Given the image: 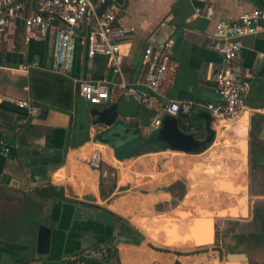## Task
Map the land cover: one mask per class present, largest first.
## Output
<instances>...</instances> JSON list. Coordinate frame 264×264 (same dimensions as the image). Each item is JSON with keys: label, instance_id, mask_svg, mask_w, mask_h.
<instances>
[{"label": "crops", "instance_id": "1", "mask_svg": "<svg viewBox=\"0 0 264 264\" xmlns=\"http://www.w3.org/2000/svg\"><path fill=\"white\" fill-rule=\"evenodd\" d=\"M39 1L22 0L26 16L36 12ZM107 4L116 9L117 26L135 29L124 41L120 72L106 57L86 55L81 41L92 19H86L78 29L76 61L66 77L50 70L59 22L46 37H33L29 41L22 21H12L6 29L0 47V96L34 100L42 111L38 116H29L14 104L0 102V141L9 149L6 153L0 148V264H79L83 261L86 264H211L210 259L206 260L211 254H215L217 264H224L220 247L179 249L156 243L139 226L137 218L156 215L157 203L172 208V203L180 202L188 191V181L181 176L170 178L166 170L160 169L158 157L204 158L218 145L223 127L233 124L218 123L212 118L210 121L205 109L207 103L220 101L214 74L221 68L223 57L214 48L216 24L234 21L255 9L264 10V0H107ZM197 8L203 15L196 13ZM209 10L213 13L211 19L206 17ZM177 31H182L183 40L177 49H172L171 69L160 91L151 93L146 85L144 50L148 46L162 49L170 42L173 48L172 39ZM242 46L238 65L244 78L252 83L244 111L253 114L252 130L257 128L261 132L264 128V20L260 22L259 33L245 36ZM79 82L105 84L110 89L109 100L97 106L89 104L77 92ZM122 85L135 90L137 98L147 93L152 104L147 108L156 110L161 122L171 116L164 113L170 101L191 103L192 111L186 117H171L178 118L181 129L198 140L199 149L186 153L172 150L159 141L154 133L162 123L159 128H145L139 118H120L110 128L95 125L97 117L91 115L92 109L103 108L125 96ZM78 98L88 104L87 110L81 113L76 105ZM247 122L244 119L236 128L238 138L245 136ZM212 131L213 143L198 153L208 144ZM113 133L118 134L115 146L121 155L153 148L169 149L119 160L113 145L103 142ZM242 142L245 144L238 147L239 158L246 165L247 144ZM96 153L102 156L98 169L89 163ZM147 178L156 181L146 184L152 187L147 190L150 200L145 198V188L141 186ZM110 179L115 180V188L103 198L101 182L106 184ZM92 182L96 190L90 188ZM221 183L222 188L241 190L239 185ZM126 199L132 208L141 210L127 209ZM220 200L226 204L225 198ZM145 207L152 209L145 212ZM204 213L200 220L210 223L211 214ZM42 226L51 229V245L45 253L38 250ZM103 245L113 246L118 257L106 259L97 255L96 249ZM207 249L210 250L204 252ZM73 257L78 260H72Z\"/></svg>", "mask_w": 264, "mask_h": 264}, {"label": "built area", "instance_id": "2", "mask_svg": "<svg viewBox=\"0 0 264 264\" xmlns=\"http://www.w3.org/2000/svg\"><path fill=\"white\" fill-rule=\"evenodd\" d=\"M198 15H203L200 8L196 9ZM209 10L206 17L212 18ZM117 12L114 6L107 4V0H40L36 12L26 16L22 0H0V47L6 29L12 21H22L27 32V40L33 37H46L50 30L56 26L55 40L50 64L52 73L59 76H68L74 68L78 47V29L86 19H92L86 37L81 45L89 58L103 56L109 60L110 65L121 71L124 41L129 33L135 29H126L116 25ZM264 20V10L255 9L243 14L234 21H222L216 24V41L214 48L223 57L221 68L214 74L216 90L220 96L219 102H209L205 105L211 118L218 123H233L245 112L246 98L250 95L252 83L244 78L238 65L242 52V39L248 35L259 33L260 22ZM172 43H167L162 49L148 46L143 54V66L146 72L147 88L151 93H158L167 77L172 64ZM125 96L136 97L133 89H127ZM80 97L91 105H101L109 100L110 89L101 82H79ZM137 98V97H136ZM146 107H151V99L147 93L137 98ZM0 102H9L29 116L40 115L42 108L34 100H18L0 96ZM192 104L188 102L170 101L164 108V113L177 116L179 113L190 114ZM247 111V110H246ZM161 119L156 116L151 119L150 126L159 128ZM0 148L4 144L0 141ZM6 153L8 148L3 149ZM102 161L100 153H96L90 160V165L98 169ZM114 249L111 245H103L96 249V254L109 258V252ZM76 261L78 258L73 257ZM79 264H86L80 262Z\"/></svg>", "mask_w": 264, "mask_h": 264}, {"label": "water", "instance_id": "3", "mask_svg": "<svg viewBox=\"0 0 264 264\" xmlns=\"http://www.w3.org/2000/svg\"><path fill=\"white\" fill-rule=\"evenodd\" d=\"M172 40L174 42L172 49L175 50L183 40L182 31H177ZM77 92H79V84L77 85ZM91 115L97 117L95 125L110 128L120 118H139L142 126L149 128L151 119L156 116V110L147 108L134 96H123L103 108L94 107ZM178 116L184 118L186 114L179 113ZM207 117L211 121L209 114ZM252 117L251 111H245L233 124H227L223 127L221 139L212 152L204 158L188 160L185 175L189 188L180 202L172 208L165 206V209L158 210L156 215L137 218L139 226L153 241L165 247L179 249L220 247L221 256L224 254V264H250L248 252L226 243L230 239L238 242L239 240L243 241L249 235L247 230L235 224V222H249V211L245 216L241 214L231 216L229 208L232 205L234 206L238 197L244 199L247 203L244 195L249 192L246 180L249 176V166L251 164L249 145ZM244 119L248 121L245 136L238 138L235 133L236 128L240 126ZM208 130H210V127H208ZM262 132H264V129H262ZM154 135L172 150L192 153L200 147V143L193 135H187L181 129L179 119L171 116H166L163 119L161 128ZM117 137L118 134L116 133L110 134L109 140L103 142L115 146ZM240 139L247 144L246 165H243L239 158L240 151L237 143ZM209 141H211V138ZM197 168L199 169L197 170ZM240 168H243L242 172ZM221 181H226L232 186L244 184L247 190L245 192H235L228 186L222 188L220 187ZM224 198L226 204H222L220 200ZM205 211H208L212 216L210 217V223L200 220L204 218L202 215L205 214ZM225 225H228V232L224 231ZM50 245L51 229L42 226L39 230V252L49 251ZM224 245L227 248L226 253L222 247Z\"/></svg>", "mask_w": 264, "mask_h": 264}, {"label": "rangeland", "instance_id": "4", "mask_svg": "<svg viewBox=\"0 0 264 264\" xmlns=\"http://www.w3.org/2000/svg\"><path fill=\"white\" fill-rule=\"evenodd\" d=\"M76 105H77L79 113L86 111L88 108V104L80 98L77 99ZM259 133L260 132L257 128H254L251 131L252 135H251V140H250V145H249V147H250L249 151H250V155H251V160L254 159L255 161H257V159H259L260 157L255 156L253 153L262 152L260 147L262 146L261 142H263V141H259ZM220 139H221V135L219 137V141H220ZM219 141H218V143H219ZM239 143H244V142H242V140H240ZM169 156H170L169 159H160L161 157H158L160 162H161L159 165L160 169L166 170V172L169 174L170 178L181 176L183 179L185 178L187 180L186 175H185L186 171L184 170V166L187 165L189 158H188V160H185V159H181L182 157H180V155H169ZM190 159L196 160L199 158H190ZM246 159H247V157H246ZM167 160H171V162L167 163L166 162ZM242 164H243V162H242ZM249 167H250L249 173H248L249 176H248V179L246 180V183L248 184L247 186L249 187V192L245 195L243 194L246 197L247 203L244 199H242L240 197L238 198V200L240 201V203H244L245 205H248V209L246 207V215L249 211L250 221L249 222H240V223L235 222V224L239 225L240 228H244L245 230H247L249 235H248V238H246L243 241L239 240V242H238V241H232L230 239L227 241L228 243H226V244L230 245V246H234L236 248L238 247V248H240L239 250H243V251L248 252L249 256H250V264H264V235L261 234L264 232V224L261 223L259 225L257 221L253 220L252 215H251L253 212V209H260V210L264 211V165H261L256 169L252 168L251 164ZM240 171L242 172L243 168ZM108 176L113 177V174L111 173V175H110L108 173ZM245 178H246V176H245ZM147 179L149 181L147 180L145 185H141V186L143 188H145L144 189L145 190V192H144L145 198L150 200V198H152V197L147 196V195H149L147 190L149 188L152 189V187H150V186L147 187V186L151 183H155L156 181L153 182V181H150L151 180L150 178H147ZM161 182L162 181H160L159 183H161ZM141 184H143V183H141ZM146 184H148V185L146 186ZM155 188L157 189V187H155ZM244 188H245L244 185H239V189H241L240 191L243 192ZM156 189H153V190H156ZM126 200L127 201L125 203L126 204L125 206H127L126 207L127 209L131 208L136 212L138 210L139 211L141 210V209H138L137 207L132 208L133 206H131L130 201H128V199H126ZM152 200L154 201V199H152ZM176 203L173 202L172 205L174 206V205H176ZM160 205H161L160 203H157L156 207L155 206L154 207L158 210L165 209V206L162 207ZM234 206L235 207L233 209H232V207L229 208V214L231 216H237L239 214L238 204L235 203ZM143 209L145 210V212H148L152 208L145 207ZM224 231L228 232V225L224 226ZM234 240H236V239H234ZM222 247L226 253L227 248L225 247V245ZM208 250H210V249H207L204 252H207ZM209 259H210L211 264H217L216 261H214V259H216L215 254H211L210 256H208V259L206 258L207 261H209Z\"/></svg>", "mask_w": 264, "mask_h": 264}, {"label": "trees", "instance_id": "5", "mask_svg": "<svg viewBox=\"0 0 264 264\" xmlns=\"http://www.w3.org/2000/svg\"><path fill=\"white\" fill-rule=\"evenodd\" d=\"M211 141L208 142V144L198 153H202L204 152L205 150H207L210 145L213 143V140H214V131L211 132ZM201 137V136H200ZM115 150V156L117 159L119 160H124V159H129L131 157H134V156H139V155H142L144 153H148V152H159V151H164L166 149H169L167 147H161V148H153L151 150H148L146 152H137L136 154H133L131 152H127L125 153L124 155H121L119 153V147L117 146H112ZM246 154H247V150H246ZM111 175V173H110ZM110 178V177H109ZM115 188V180L114 179H110L109 183H106L104 181L101 182V195L103 198H105L107 196V194H110L113 192ZM168 192H170V190H166ZM183 194V191L177 195V197H180L181 195ZM117 258L118 257V251L116 249H111L110 252H109V258L108 259H113V258Z\"/></svg>", "mask_w": 264, "mask_h": 264}, {"label": "flooded vegetation", "instance_id": "6", "mask_svg": "<svg viewBox=\"0 0 264 264\" xmlns=\"http://www.w3.org/2000/svg\"><path fill=\"white\" fill-rule=\"evenodd\" d=\"M259 141H263V142H261L262 146L260 147L262 152L253 153L255 156H257V157L259 156L260 157L259 159H257V161H255L254 159L251 160V167L254 168V169L258 168L261 165H264V132H262V130L259 133ZM238 145H239L238 146L239 148L244 147V145L242 143L241 144L239 143ZM243 164H245V163H243ZM239 192H242V191H239ZM236 203L239 206V208H238L239 209L238 210L239 214H241L243 216L246 215V205L244 203H240L239 200L238 201L236 200ZM251 215H252L253 220L257 221L259 225L261 223L264 224V211H262L260 209H253V212H252ZM261 234L264 235V232L261 233Z\"/></svg>", "mask_w": 264, "mask_h": 264}, {"label": "bare ground", "instance_id": "7", "mask_svg": "<svg viewBox=\"0 0 264 264\" xmlns=\"http://www.w3.org/2000/svg\"><path fill=\"white\" fill-rule=\"evenodd\" d=\"M90 188H91V189L94 188V189L96 190V186H95V183H94V182H92Z\"/></svg>", "mask_w": 264, "mask_h": 264}]
</instances>
